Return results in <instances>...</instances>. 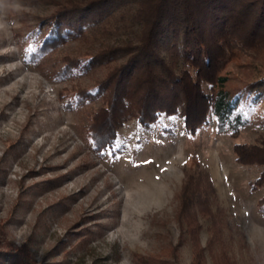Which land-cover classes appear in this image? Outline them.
<instances>
[{"label": "rangeland", "instance_id": "1", "mask_svg": "<svg viewBox=\"0 0 264 264\" xmlns=\"http://www.w3.org/2000/svg\"><path fill=\"white\" fill-rule=\"evenodd\" d=\"M57 1L0 0V250L23 249L15 264H195L179 194L199 163L216 189V253L227 252L238 264H264L258 203L264 187L252 189L261 167L239 163L233 148L264 133V99L255 104L244 94L240 109L249 122L237 137L219 132L214 114L195 135L179 115L163 114L150 125L126 121L99 152L84 111L100 102L83 110L69 104L76 99L69 89L90 77L57 81L47 73L49 61L31 58L41 38L33 28ZM129 24L90 41L69 39L55 55L136 38L139 24ZM226 71L229 87H236L264 74V56L243 54ZM197 218L206 246L212 219L201 212Z\"/></svg>", "mask_w": 264, "mask_h": 264}, {"label": "trees", "instance_id": "2", "mask_svg": "<svg viewBox=\"0 0 264 264\" xmlns=\"http://www.w3.org/2000/svg\"><path fill=\"white\" fill-rule=\"evenodd\" d=\"M130 21L139 24L136 38L55 55L69 39L90 41L92 34L128 27ZM32 32L41 38L31 58L49 61L50 77H90V83L69 89L76 95L69 104L83 110L100 102L84 112L87 136L102 153L126 121L137 118L150 125L163 114L182 117L191 135L214 114L218 131L237 137L249 122L240 109L244 94L255 104L264 99V74L229 87L230 75L224 72L243 54L264 56V0H58L55 11ZM233 148L239 163L261 167L252 189L264 187V133L253 141H236ZM197 164L179 194L193 240V262L208 264L207 249L214 264H238L227 252L215 251L221 238L220 217L211 207L216 189L209 171ZM258 203L264 215V195ZM197 212L212 219L206 246ZM25 254L21 248L0 250V263L15 264Z\"/></svg>", "mask_w": 264, "mask_h": 264}, {"label": "snow or ice", "instance_id": "3", "mask_svg": "<svg viewBox=\"0 0 264 264\" xmlns=\"http://www.w3.org/2000/svg\"><path fill=\"white\" fill-rule=\"evenodd\" d=\"M114 147H119L118 145L114 146Z\"/></svg>", "mask_w": 264, "mask_h": 264}]
</instances>
